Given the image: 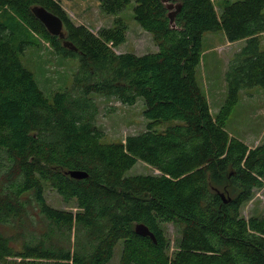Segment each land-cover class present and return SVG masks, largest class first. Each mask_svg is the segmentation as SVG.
<instances>
[{"label":"trees","instance_id":"trees-1","mask_svg":"<svg viewBox=\"0 0 264 264\" xmlns=\"http://www.w3.org/2000/svg\"><path fill=\"white\" fill-rule=\"evenodd\" d=\"M60 1L0 0V264H110L120 240L119 264H264V216L241 214L264 187V140L249 147L225 127L240 90L264 88V0H222L219 12L212 0H135L134 18L157 47L141 55L115 51L126 39L122 18L94 32ZM130 1L100 6L116 14ZM35 5L62 20L63 37ZM21 29L78 57L71 88L44 93L20 59L29 43L15 41ZM215 30L243 44L224 73L227 103L213 116L195 69L204 34ZM92 93L126 105L142 97L145 130L103 141ZM166 121L176 122L155 129ZM137 160L157 172L126 175ZM46 185L75 209L49 204ZM138 223L156 242L135 232ZM163 223L179 233L172 250Z\"/></svg>","mask_w":264,"mask_h":264},{"label":"rangeland","instance_id":"rangeland-1","mask_svg":"<svg viewBox=\"0 0 264 264\" xmlns=\"http://www.w3.org/2000/svg\"><path fill=\"white\" fill-rule=\"evenodd\" d=\"M217 12L222 0H212ZM234 1V0H231ZM63 8L77 24H84L94 32L100 27H110L115 17H120L127 24L126 39L115 47L116 52H132L141 55L156 50L152 34L143 29L134 18L135 0L127 3L118 13L109 14L102 11L100 0H61ZM15 40H28L24 49L19 52L24 66L30 69L44 93L49 95L56 90L71 88L74 75L79 67L78 57H63L54 52L48 41L29 30H19ZM242 40L229 42L221 30L210 31L203 36V56L195 69V76L204 92L211 114L215 116L227 103V88L224 73L229 60L237 52ZM261 47L264 48V32L261 34ZM97 101V124L103 133V141L119 142L128 134L142 132L147 119L143 116L144 100L138 97L131 105L121 103L114 97L91 94ZM225 127L230 136L244 140L252 147L264 140V88L252 86L240 90L237 101L230 105ZM176 121H166L155 126L161 130ZM157 170L141 160L126 171V175L156 173ZM46 200L52 206L64 209H75L73 203L65 202L49 186H45ZM241 214L264 216V187L255 189L252 197L241 207ZM166 237L170 241V250L174 248L178 236L177 228L172 223H163ZM35 225V229H37ZM19 245V244H18ZM122 241L114 248L110 264H119Z\"/></svg>","mask_w":264,"mask_h":264},{"label":"water","instance_id":"water-1","mask_svg":"<svg viewBox=\"0 0 264 264\" xmlns=\"http://www.w3.org/2000/svg\"><path fill=\"white\" fill-rule=\"evenodd\" d=\"M165 3L168 2V0H163ZM167 6L169 8L172 7H179V4H171L168 3ZM32 12L34 13V15L43 23V25L46 27V29L53 35H58L60 37H63V22L62 20L55 14H53L52 12L48 11L47 9H45L43 6L40 5H35L32 7ZM174 13L175 11L171 10L169 13V17H170V22L173 24V20H174ZM65 46H68L72 49H75L74 46H72V44H70L69 42H64L63 43ZM69 174L72 177L75 178H84L86 177L88 174L85 171H80V170H71L69 171ZM223 199L225 200L224 196L222 195ZM134 230L137 234L141 235V236H149L154 242H156V238L153 234L152 231H150L148 229L147 226H145L142 223H138L135 225Z\"/></svg>","mask_w":264,"mask_h":264},{"label":"crops","instance_id":"crops-1","mask_svg":"<svg viewBox=\"0 0 264 264\" xmlns=\"http://www.w3.org/2000/svg\"><path fill=\"white\" fill-rule=\"evenodd\" d=\"M157 48V47H156ZM249 147H252L251 145H248Z\"/></svg>","mask_w":264,"mask_h":264}]
</instances>
